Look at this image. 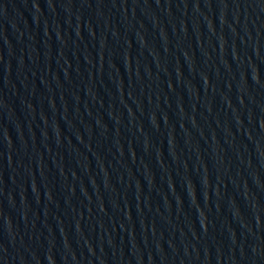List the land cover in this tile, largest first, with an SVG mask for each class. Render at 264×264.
I'll return each instance as SVG.
<instances>
[{"label":"water","instance_id":"water-1","mask_svg":"<svg viewBox=\"0 0 264 264\" xmlns=\"http://www.w3.org/2000/svg\"><path fill=\"white\" fill-rule=\"evenodd\" d=\"M0 264H264V0H0Z\"/></svg>","mask_w":264,"mask_h":264}]
</instances>
